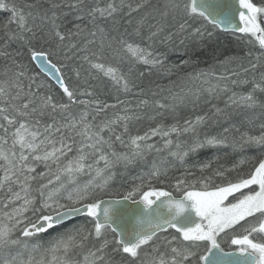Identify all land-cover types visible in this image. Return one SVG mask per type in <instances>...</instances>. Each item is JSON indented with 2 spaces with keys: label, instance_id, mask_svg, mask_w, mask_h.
<instances>
[{
  "label": "snow or ice",
  "instance_id": "6c2138e0",
  "mask_svg": "<svg viewBox=\"0 0 264 264\" xmlns=\"http://www.w3.org/2000/svg\"><path fill=\"white\" fill-rule=\"evenodd\" d=\"M0 264H264V0H0Z\"/></svg>",
  "mask_w": 264,
  "mask_h": 264
},
{
  "label": "trees",
  "instance_id": "16d2710c",
  "mask_svg": "<svg viewBox=\"0 0 264 264\" xmlns=\"http://www.w3.org/2000/svg\"><path fill=\"white\" fill-rule=\"evenodd\" d=\"M223 51H225V54H233L235 52H237L238 50L235 47H227L226 49H222ZM210 62V61H209ZM201 66H204L203 64ZM209 153H206L205 156L201 157V158H206V156Z\"/></svg>",
  "mask_w": 264,
  "mask_h": 264
},
{
  "label": "rangeland",
  "instance_id": "374dc122",
  "mask_svg": "<svg viewBox=\"0 0 264 264\" xmlns=\"http://www.w3.org/2000/svg\"><path fill=\"white\" fill-rule=\"evenodd\" d=\"M208 155H211V153H209Z\"/></svg>",
  "mask_w": 264,
  "mask_h": 264
}]
</instances>
